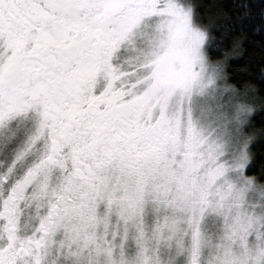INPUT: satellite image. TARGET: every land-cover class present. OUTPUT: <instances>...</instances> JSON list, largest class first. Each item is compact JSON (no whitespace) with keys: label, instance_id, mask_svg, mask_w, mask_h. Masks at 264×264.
<instances>
[{"label":"snow or ice","instance_id":"1","mask_svg":"<svg viewBox=\"0 0 264 264\" xmlns=\"http://www.w3.org/2000/svg\"><path fill=\"white\" fill-rule=\"evenodd\" d=\"M253 24L264 0H0V264H264Z\"/></svg>","mask_w":264,"mask_h":264},{"label":"trees","instance_id":"2","mask_svg":"<svg viewBox=\"0 0 264 264\" xmlns=\"http://www.w3.org/2000/svg\"><path fill=\"white\" fill-rule=\"evenodd\" d=\"M219 2L224 5L226 10H229L232 9L234 0H219ZM253 2L259 4V0H253ZM255 26V24L250 25L247 29L252 41L247 45V54L230 61V72L232 73L233 79L240 83L249 79H258V72L261 65V49L258 46V42L264 39V34H254L253 28ZM245 68H247V72L244 71ZM254 126L259 136L261 129H264V115H261L259 110L254 116ZM255 151L258 156L264 155V141L258 140L256 142Z\"/></svg>","mask_w":264,"mask_h":264}]
</instances>
